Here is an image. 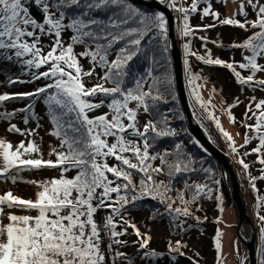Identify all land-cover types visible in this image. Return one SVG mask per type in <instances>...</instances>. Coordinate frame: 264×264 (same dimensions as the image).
Returning a JSON list of instances; mask_svg holds the SVG:
<instances>
[{
    "label": "snow or ice",
    "instance_id": "snow-or-ice-1",
    "mask_svg": "<svg viewBox=\"0 0 264 264\" xmlns=\"http://www.w3.org/2000/svg\"><path fill=\"white\" fill-rule=\"evenodd\" d=\"M160 2L180 14L176 19L182 38H198L202 43L204 54L193 49L191 39L183 44L188 82L202 107L207 108L211 98L205 101L198 91L203 85L195 82L206 78L192 72L189 57L206 65L226 67L240 85L253 92L264 91V64L258 62V58L264 59L262 0H239L238 14L242 19L236 18L237 13L221 19V14L212 8V0H191L190 5L186 0ZM216 2L226 4V0ZM201 3L206 6L199 9ZM249 10L255 15L254 20L248 19ZM198 11L201 21L211 16L213 24L190 26V15ZM168 24L163 12L146 14L131 0H0V60L20 69L15 76H5L0 86L34 85L31 90L0 93V123L7 122L8 132L25 137L16 145L0 138V183H25L37 189L34 198L16 195L11 188L0 192V264H117L119 260L133 264L131 257L119 250L128 246L120 237L127 235L129 228L137 237L133 244L138 245V252H143L141 260L163 255L149 248L151 236L142 233L125 213L129 205L150 193H155L153 199L167 198L171 190L163 181L156 183L153 175L163 172L169 154L150 151L158 139L177 134L170 128L168 116L157 108L159 103H167L163 96L172 81L167 74L163 79L154 76V66L161 63L155 59L156 55L163 58L165 69L168 66L171 46ZM217 25L237 26L251 32L242 43L230 45L250 53H242V62L213 58L207 45L216 41L196 36L197 32H206ZM146 38L154 41L155 46L145 48ZM140 56L151 61L143 74L132 67ZM82 60L88 61L87 69ZM237 67L247 69L249 74L242 75ZM3 75L5 72L0 69V76ZM89 81L95 82L88 86ZM11 100L26 103L8 111L4 105ZM239 103L237 98L228 106L233 122L235 117L230 109ZM37 105L44 106L43 115L35 111ZM101 109L107 110L96 114ZM142 115L150 117L143 124ZM208 115L220 127L219 119L212 113ZM18 116L25 125L23 129L12 123ZM244 117V143L240 148L258 140L250 151L241 156L232 136L223 128L221 132L231 142L232 152L237 153V162L245 170L252 190L258 192L256 181L264 180V167L260 176H253L244 157L257 154L258 163L264 165V98L250 96ZM45 118L50 125L48 135L58 142L48 145L47 158L42 150L44 138L36 139ZM248 120L255 122L249 124ZM30 121L35 123L34 128L28 127ZM250 131L255 135L249 136ZM180 147L176 145L177 149ZM153 161L160 163L154 165ZM169 167L177 173L195 171L187 165ZM44 169H59V175L44 180L21 175L24 171ZM214 183L219 185L220 181ZM185 187L193 191L191 200L178 193L185 206L173 209L172 203H167L166 211L188 217L193 214L188 205L196 202L202 193L213 191L206 183L185 182ZM216 199L222 202L223 198ZM255 200L257 208L264 204V196L257 195ZM101 210L107 215L98 222L96 215ZM257 218L260 244L254 264H264V215L257 212ZM221 235L217 230L218 262ZM183 247L186 245L180 240L174 245L170 241L168 245L169 252L180 256L186 255L181 251ZM234 248L238 252V246ZM241 264H248V257L242 258Z\"/></svg>",
    "mask_w": 264,
    "mask_h": 264
},
{
    "label": "rangeland",
    "instance_id": "rangeland-1",
    "mask_svg": "<svg viewBox=\"0 0 264 264\" xmlns=\"http://www.w3.org/2000/svg\"><path fill=\"white\" fill-rule=\"evenodd\" d=\"M264 2V0H262ZM186 4L190 5L191 0H186ZM203 3H201L198 7L199 9H202L205 7ZM238 7H239V0H226V4L217 3L216 0H212V8L214 11H218L221 16L220 18L223 19L225 17H231L234 13H237L236 18L242 19V17L238 14ZM174 29H175V39L178 40V46L179 50L182 56L183 61V73H184V83L185 88L188 96V102L191 108V112L193 113V116L195 120L199 123L205 134L209 139H211V142H213L214 145H216L222 152L226 154L228 158H231L233 161L238 160L237 153H233L231 150L230 141L227 140L226 137H224L223 132H221V128H223L224 131L228 132L233 140L235 141V146L237 148V152L242 156V148H240V145L244 143V134H245V128L242 127V123L245 121L244 113L246 109V105L249 103V97L255 95L258 99L264 98V91L257 90L253 92L251 88L247 86H242L239 84L237 78L234 76L232 71L226 67H221L222 69L226 70H216L214 68H210L211 70L207 69L206 72L202 70L199 66V61L196 60L194 57H189L190 64L192 66V72L193 73H200L203 78L206 79H200L196 81L195 83L198 85H203V87L199 88L198 91L200 92V95L202 98L207 101L209 98H211V104L207 106V108H204L201 106V103L196 100L195 96L192 93V85L189 84V73L185 69L184 65V48L183 44L186 39L190 38H182L179 34V28H178V21L177 17L180 15L177 12H174ZM248 19L254 20L255 15L252 14L251 10H249V16ZM213 18L211 16L205 17L203 21L200 19V13L199 11L196 14H191L189 18V24L190 26H203V25H210L213 24ZM228 27H231V25H227ZM236 27L239 32L232 33V36L229 37L226 32V30L222 31V34H227L226 37H217L216 34H214L213 37L210 38V36L207 34V32L199 31L201 36H207L212 41H216V44H222V47H219L221 49H228L231 48L230 45L233 43H242L243 40L251 34V32H245L244 30L240 29L237 26ZM258 29H253L252 31H256ZM212 35V34H211ZM192 40V39H191ZM201 44L200 42H195L192 40V46L194 50H200V46H197ZM210 49V45H207ZM214 49L215 55L212 53L213 57H219L220 59H223L227 62H242V53L244 54H250L247 53L246 50H242L239 48H232L233 50L228 53V51H220L217 50V46L214 45L212 47ZM211 48V49H212ZM80 49L78 48L77 51ZM219 56H217V54ZM84 65L85 69L88 68L85 62V60L81 61ZM258 62L264 64V59L258 58ZM204 66V65H203ZM0 69L4 70L5 75L0 76V81H3L5 79V76L12 75L15 76L18 71L16 70V66L13 65L10 62H5L0 60ZM237 71H240L242 75L249 74L248 70H241L237 67ZM229 72V73H228ZM230 74L232 76H230ZM23 78V77H22ZM258 78H260V74H258ZM95 81H89L88 86H91V83H94ZM110 86V85H108ZM31 86L28 84H15L11 86H0V93L2 92H13V91H25V90H31ZM214 89V90H213ZM239 98L241 103H239L237 106L232 107L230 109L232 116L235 117V122H233L230 119L229 116V105H232L236 102V99ZM24 100H11L6 102L4 107L6 110L11 111L13 108H19L25 106ZM254 107V105H253ZM40 105H37L35 111L37 113L40 112ZM208 113H212V116L215 118H218L220 121V127H217L216 120L209 117ZM255 122L254 120H248L247 123L253 124ZM12 123H17L20 128H24L25 125L21 123L20 117H15L12 120ZM43 127L39 130V136L36 137L37 140H39V137H43V145L42 150L45 153V158L47 156L46 151L48 150V145L51 143V136L48 135L47 130L48 126L43 123ZM7 122L0 123V138H6L8 141L12 142L13 145L18 144L22 139H25V137H22L19 134L16 133H10L7 131ZM29 128H34L35 123L31 122L28 125ZM249 136L255 135L254 132L250 131ZM258 144V140L254 141L253 146H248L246 148V152L250 151L251 148H254V144ZM264 154V153H262ZM255 154L248 155L249 158L253 157ZM252 164L250 165V170H252L253 167L256 169L264 167V165H260L257 160V156L255 158H252L251 161ZM159 161H155L154 165L159 164ZM239 164V163H238ZM236 166L235 173L237 174L239 183L241 184V191L243 194V197L246 201V206L248 211L251 212V219L255 223V226L259 225V221L257 218V212L258 209L255 208L254 204V194L252 193L253 190L251 188V185L249 184L248 176L245 174V170L242 168V166L238 165ZM254 170V171H255ZM253 171V172H254ZM260 170L257 171V173H251L253 176H260ZM22 176H24L26 179H38V180H44V179H50L54 177V173L52 169H44L40 171H24L21 173ZM247 177V179H246ZM258 181V180H257ZM256 181V184L258 182ZM8 188H11L14 194L19 195L23 198H34V194L37 191V189L29 184L25 183H18L16 185H12L10 182L7 183H0V192L7 190ZM181 185L177 184L176 189H180ZM225 188H228L227 185H225ZM176 191H172V196H174ZM229 196L230 203L227 205H223L221 207H218L215 210V213H212V218L207 224L212 225V229H214V232L217 234V230H219L221 235V251L220 256L221 260L217 261V250L215 249V252L212 255H209V253L203 252V237L202 232L205 229L204 227L201 230L198 229H192L183 234L181 237H177L176 235H172L169 229V225L167 224L166 220L163 219H150V213L149 211L143 210L136 214H133V218L131 221L135 223L141 230L142 233H146L147 235L151 236V241L149 244L150 249H158V247H165L167 245L168 241H171L175 243V241L180 240L182 244L186 245V247H183L182 249L185 250L186 255L189 256V258L193 259V263L195 261H198V264H239L242 253L244 252L245 247L242 246L243 244L239 241L238 237L235 236V228L237 225V219L238 215L236 209L234 208L233 201ZM224 199H222L223 201ZM204 206L209 205L207 202H203ZM200 215L198 216H204L203 211H198ZM27 213H33V212H21L19 214H27ZM260 213V212H259ZM162 221V222H161ZM164 221V222H163ZM166 222V223H165ZM163 223V224H162ZM211 225H208L211 226ZM256 243H257V255H258V248L260 244V232L256 234ZM216 237V236H215ZM132 238V241H136L137 237L133 234L129 237V239ZM174 245V244H173ZM234 245L238 246V252L235 250ZM198 253V255H197ZM256 255V256H257ZM133 264H150L149 262H141L138 259H134L132 261Z\"/></svg>",
    "mask_w": 264,
    "mask_h": 264
},
{
    "label": "trees",
    "instance_id": "trees-1",
    "mask_svg": "<svg viewBox=\"0 0 264 264\" xmlns=\"http://www.w3.org/2000/svg\"><path fill=\"white\" fill-rule=\"evenodd\" d=\"M131 2L134 4V6L138 7L140 10L145 11L146 14H152L154 12H157L155 10L149 9L145 6L136 4L133 0ZM35 12V10H34ZM154 41H152L150 38H146V41L144 42L145 48L154 47ZM200 46V50L198 52L200 54H204V48L202 46V43L197 45ZM151 55V53H150ZM168 56V66L165 69L163 67V58L159 55H156L155 59L157 61H161V63H158L154 66V76H159L162 79L165 77V74L168 75V77L171 79V87L163 96V99L167 101V103H159L157 105L158 111L162 115H166L169 118V126L171 129L175 130L177 133L176 135L167 136L160 138L156 141L155 147L151 149L150 151L155 154L156 152L160 153H167L168 160L166 164H164L163 172L160 174H153L155 177L156 183H160L163 181L165 185H168L170 187V191L167 193V198L164 197H157L156 199H153L152 196L155 195V193H150L148 196H145L144 198L136 201L134 204L128 206V210L125 213L127 217H129L131 220L133 218V214H136L143 210H148L150 213V219H163L166 220L167 224L169 225V229L172 235H176L177 237H181L183 234L188 232L192 229H198L201 230L203 227L205 228L202 232V239H203V245L201 248H203V252L209 253V255H212L215 252V236L216 233L214 232V229H212L211 224H207L210 219L212 218L211 214L215 213V210L218 207H221L223 205H227L230 203V200L228 199L229 196L227 194V189L225 188V180L222 176L221 170L219 166L215 163L214 159L210 156V154L206 151H204V148L200 146L199 143L193 138V136L188 131L187 121L183 115L182 109L180 107V104L178 102L175 85H174V76H173V66H172V58L170 54V50L167 54ZM213 57V55H212ZM215 58V57H213ZM87 66L88 61L85 60ZM201 62V61H199ZM204 66H211V67H217V65H206L203 62H201ZM14 65V64H13ZM151 65V61L144 56L138 57L134 64H133V71L143 74ZM16 70L20 71L19 67L17 65ZM97 72H100V69H97ZM26 79L27 77H23ZM38 83H42L38 82ZM31 88L34 87V85H30ZM111 86V85H110ZM163 91V89H161ZM40 112L38 114L43 115L44 113V106L40 105ZM107 109H101L98 110L96 114H100V112L106 111ZM149 116L142 115L141 117V124L144 123L145 120L149 119ZM159 119V117H157ZM43 123H45L48 126V131L50 130V125L47 122V119L45 118L42 120ZM254 123V122H253ZM52 141L50 144H57L58 142L55 140L54 137H51ZM211 140V139H210ZM228 140V139H227ZM244 140V139H243ZM229 141V140H228ZM256 140H253L249 145H247L245 148H242V152H246V148L248 146H253V143ZM213 143V142H212ZM179 144L181 147L180 149L176 148V145ZM254 146H257V143L254 144ZM48 151V150H47ZM46 151V154H47ZM257 154H255L253 157L249 158L248 156L244 157V160L246 163L252 164L251 159L255 158ZM47 158V156H46ZM55 159V157H53ZM230 163L232 164L234 170H236V166L238 164V160H232L229 158ZM155 161L152 163L154 164ZM179 164L181 167L184 165H187L190 169H195V171H182V172H175L174 168L169 167L170 165H176ZM240 166V164H238ZM202 168L210 169L208 172L201 171ZM261 168L256 169L255 167L250 170V172L257 173ZM255 170V171H254ZM54 173V177L59 175V169H52ZM254 171V172H253ZM72 173H70L71 175ZM238 174V173H237ZM247 176V175H246ZM247 179V177H246ZM219 180L220 184L216 185L214 181ZM185 182L188 184H208L209 187L213 189L211 193L205 192L201 194V197L198 198V200L194 203H191L188 205V207L192 211V215L188 217H184L183 215H178L174 211H166V204L172 203L173 209L175 208H181L185 206L184 203L179 199L178 193H183L185 200H191L193 191L189 190L185 187ZM257 189L258 192L253 191L254 194V204L255 208L257 201L255 200V197L257 195L264 196V180H258L257 181ZM180 184L181 188L176 189V185ZM176 191L175 195L172 196V191ZM161 191H163V188H161ZM136 194H139V189H137ZM131 195V193L129 194ZM217 196H222L224 199L222 202L218 201L216 199ZM164 200L162 203L161 200ZM203 202L209 203V205L204 206ZM233 203V202H232ZM199 209V210H197ZM258 212H260L261 215H264V204L261 205L260 208H257ZM203 211L204 216H198L197 212ZM31 214V213H27ZM36 213L33 212L31 215H35ZM107 212L104 210H101L97 213L96 218L99 222L102 217L106 216ZM252 215V214H251ZM196 217H199V221L196 220ZM133 222V221H132ZM180 225H183L180 227ZM208 225H211L208 227ZM260 228V223H259ZM212 227V228H211ZM119 231L120 229L117 228ZM132 235V229H128V234L125 236L120 237L122 240H126L128 242L127 247H120L119 250L125 252L129 257H131L132 261L134 259H138L141 262H149L150 264H194L193 259H189L188 255L180 256L177 253L169 252V242L165 247H158L155 251L158 253H163L162 256L156 257V258H150L149 260H141V257L143 256V252H138V245H134L132 238L129 239V237ZM107 241V238H105ZM176 242V241H175ZM172 244H175L172 242ZM257 245V243H256ZM185 253L184 249H181ZM175 256V260L172 259V257ZM117 264H127L126 261L119 260L117 261Z\"/></svg>",
    "mask_w": 264,
    "mask_h": 264
},
{
    "label": "water",
    "instance_id": "water-1",
    "mask_svg": "<svg viewBox=\"0 0 264 264\" xmlns=\"http://www.w3.org/2000/svg\"><path fill=\"white\" fill-rule=\"evenodd\" d=\"M136 4L145 6L149 9L163 12L166 18L169 21V41H170V54L172 58L173 66V76H174V85L175 92L177 94L178 102L182 109L183 115L186 119L189 133L193 138L202 145L204 149H207V152L214 159L215 163L219 166L222 176L225 180V184L228 188V194L233 201L234 208L237 211L238 219L237 225L235 228L236 235L239 241L245 247L244 252L242 253V258L248 257V264H254V260L257 255L256 247V237L259 232V227L255 226V223L251 219V212L248 211L246 206V201L243 197L241 191V184L239 183L237 174L230 163L229 158L224 152H222L216 145H214L211 140L207 137L199 123L195 120L193 113L188 102V96L184 83V73H183V61L179 46L178 40L175 39V29L174 24L175 20L173 11L166 7L165 4L161 3L160 0H133ZM219 70L218 67L214 68ZM220 69H222L220 67ZM231 76V74H230ZM165 221V220H164ZM166 223V222H165ZM241 264V260L240 263Z\"/></svg>",
    "mask_w": 264,
    "mask_h": 264
},
{
    "label": "crops",
    "instance_id": "crops-1",
    "mask_svg": "<svg viewBox=\"0 0 264 264\" xmlns=\"http://www.w3.org/2000/svg\"><path fill=\"white\" fill-rule=\"evenodd\" d=\"M223 30H226V32H228L227 34L229 35V37H231L232 36V33H234V32H236V33H238L239 32V30L236 28V27H234V26H231V27H228L227 25H217L216 27H214V28H212L211 30L210 29H208L206 32H207V34L210 36V38L211 37H213L214 36V34H218L217 35V37H219V38H221V37H226V35L227 34H222V31ZM212 34V35H211ZM227 35V36H228ZM196 36L197 37H200V32H197L196 33ZM235 36V35H234ZM234 36H232V37H234ZM226 38H228V37H226ZM193 41H198V38H191ZM210 46H212V47H214L213 45H210ZM212 47H210V49L212 48ZM217 50H220V51H228V53L229 52H231L233 49L232 48H229L228 47V49H221V48H217ZM211 52L215 55V51H214V49L212 48L211 49ZM217 54V53H216ZM216 56V55H215ZM217 56H219L218 54H217ZM207 69H209V70H211L210 68H204V69H202V70H204L205 72H206V70ZM224 70H226V69H224ZM227 71V70H226ZM229 73V72H228ZM197 214L198 215H200L199 214V212H197ZM162 222V221H161ZM164 222V221H163ZM163 224V223H162Z\"/></svg>",
    "mask_w": 264,
    "mask_h": 264
},
{
    "label": "flooded vegetation",
    "instance_id": "flooded-vegetation-1",
    "mask_svg": "<svg viewBox=\"0 0 264 264\" xmlns=\"http://www.w3.org/2000/svg\"><path fill=\"white\" fill-rule=\"evenodd\" d=\"M214 28V27H213ZM212 28H210V30H211ZM201 36V35H200ZM210 41H212L210 38H208ZM196 42H200L201 43V41H200V39H198V41H196ZM208 45H216V44H212V43H208ZM208 47V46H207ZM199 66H200V68H202V69H204V68H217V67H211V66H203L202 64H201V62L199 63ZM218 69H220L219 67H218ZM222 70H224V69H222ZM232 76V75H231Z\"/></svg>",
    "mask_w": 264,
    "mask_h": 264
}]
</instances>
